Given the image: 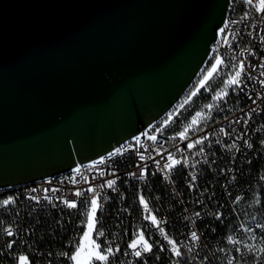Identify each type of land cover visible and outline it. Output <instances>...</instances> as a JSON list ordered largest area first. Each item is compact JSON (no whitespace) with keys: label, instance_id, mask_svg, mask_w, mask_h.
Returning a JSON list of instances; mask_svg holds the SVG:
<instances>
[{"label":"built area","instance_id":"1","mask_svg":"<svg viewBox=\"0 0 264 264\" xmlns=\"http://www.w3.org/2000/svg\"><path fill=\"white\" fill-rule=\"evenodd\" d=\"M261 3L251 10L247 0L230 1L226 37H217L210 54L221 63L206 85L207 100L187 118L174 126L173 108L155 128L107 154L31 191L0 196V264H71L94 198L93 241L107 256L101 264H264ZM241 64L238 87L229 81ZM108 181L115 183L109 187ZM188 201L196 202L194 212H187ZM139 204L147 205L146 214H139ZM154 205H161L159 227L152 223ZM219 212H226V221H219ZM251 214H261V223L248 224ZM216 221L226 228L221 237ZM141 233L150 252L138 242Z\"/></svg>","mask_w":264,"mask_h":264},{"label":"water","instance_id":"2","mask_svg":"<svg viewBox=\"0 0 264 264\" xmlns=\"http://www.w3.org/2000/svg\"><path fill=\"white\" fill-rule=\"evenodd\" d=\"M231 0H0V190L107 154L206 66Z\"/></svg>","mask_w":264,"mask_h":264},{"label":"snow or ice","instance_id":"3","mask_svg":"<svg viewBox=\"0 0 264 264\" xmlns=\"http://www.w3.org/2000/svg\"><path fill=\"white\" fill-rule=\"evenodd\" d=\"M247 2L250 4L252 2V0H247ZM261 10L264 11V0H262V3H261ZM222 34H223V31H222ZM220 63H221V61L220 60H217L215 62V64L212 65V71L208 72V76L209 77H211L213 75V73L217 71L218 66L220 65ZM243 68H244V66H243V64H241L240 65V71H238L236 73V79H233V80L229 81L230 84L236 85L238 87L240 86L239 78L243 75ZM205 79H207V77ZM201 86L204 87V84L202 83ZM209 107H211V105H209ZM198 115H199V113H198ZM193 122L195 123V121H193ZM180 136L181 137H184V133L183 132L180 133ZM152 139H155V137H152ZM192 146H193L192 144H189L188 145L189 148H191ZM114 183H115V181H108V186L111 187ZM88 191L91 192V191H94V190L93 189H88ZM75 195L76 196H81L82 193L80 191H77L75 193ZM141 202H143V197H141ZM4 203L5 204H8L9 201L6 200V201H4ZM65 203L67 204V206L69 208H76L77 207V204L75 202L65 201ZM90 203H91V210L87 214V219H88V222H87V225H86L87 226V231L83 232L80 243H82L85 240H88L89 237H90V235L92 234V232L94 230L93 220H94L95 213H96V211L98 209L97 199H95V198L92 199L90 201ZM145 209H147V205L146 204H145ZM197 215H199V213H197ZM147 218L148 217H145V219H147ZM152 223L155 224V225H157V227H159V224H158L157 219H156L155 216H152ZM160 231L163 232L164 230L162 228H160ZM8 234L10 236L11 235H14V233H12V232H9ZM98 235H103V233H98ZM191 239H193V240L198 239V236H197V233L196 232H192L191 233ZM138 242L141 243L144 246V251L145 252H150L152 250L151 245L147 244V242L144 240V236H143L142 233L140 234V237H139V241ZM138 242H134L133 244L130 245V247H132V248L135 249L137 247V243ZM169 243L170 244H173V245L176 244L175 241H169ZM9 246H11V243H10ZM94 246H95V249H97V251L93 252L91 254V256L94 257L97 260H100V261L107 260V256L98 251L100 249L101 245L100 244H95ZM135 255L137 257H141L142 253H141V251L137 250V251H135ZM175 255L176 256H180V252H175ZM79 256H80V249L77 248L76 254L73 255L71 257V259L74 260V261H77V264H80V262H79Z\"/></svg>","mask_w":264,"mask_h":264},{"label":"trees","instance_id":"4","mask_svg":"<svg viewBox=\"0 0 264 264\" xmlns=\"http://www.w3.org/2000/svg\"><path fill=\"white\" fill-rule=\"evenodd\" d=\"M212 65H214V63L212 59H209L202 73L197 79V81L194 84H192V86L187 91V93L182 97L179 103L174 107V110L178 111V116L175 118L174 126H176L175 124L180 119L187 118L190 114H192L199 107V105L203 104L207 100L208 93L206 92V85L211 80V77L208 76V72L212 71ZM206 77L207 79H205ZM202 83L204 84V87L201 86ZM172 130L173 129H171L170 131ZM262 192H263L262 202L264 204V188L262 189ZM1 196H8V195H1ZM157 208L159 209L161 213V205H157ZM194 209H196V202L188 201L187 212H191ZM221 213L222 214H221V217L219 218V221H226V212H221ZM253 216H257L261 220V214L248 215V217H253ZM262 216L264 217V212H262ZM219 221L215 222V228L217 229V232L219 233V236L221 237L225 233L226 228L225 226L221 225ZM216 238L218 239L219 237L217 236L215 237V239ZM200 264H209V260L201 259Z\"/></svg>","mask_w":264,"mask_h":264},{"label":"bare ground","instance_id":"5","mask_svg":"<svg viewBox=\"0 0 264 264\" xmlns=\"http://www.w3.org/2000/svg\"><path fill=\"white\" fill-rule=\"evenodd\" d=\"M251 10H259V0H252L250 3ZM223 31V34H222ZM226 31H227V23H224V25L218 30V38H225L226 37ZM155 128V125H153L150 128L147 129H152ZM53 177H48L42 180H37L34 182L22 184L19 186H15L12 188L8 189H3L0 190V196L1 195H10L11 193H21L22 191H31L33 190L34 187H39V184H47L48 182H51ZM196 210V209H194ZM192 210L191 212H194ZM139 214H146V209H145V204H139ZM160 211L157 208V205H154L153 208L151 209V216L159 217ZM221 212H219V218L221 217ZM256 223H261V220L257 216L253 217H248V224H256Z\"/></svg>","mask_w":264,"mask_h":264},{"label":"rangeland","instance_id":"6","mask_svg":"<svg viewBox=\"0 0 264 264\" xmlns=\"http://www.w3.org/2000/svg\"><path fill=\"white\" fill-rule=\"evenodd\" d=\"M202 71H201V73H202ZM200 74H199V76H200ZM199 76L197 77V79L199 78ZM197 79L195 80V82L197 81ZM95 217H96V213H95L94 220H93L94 230H95V226H96ZM87 222H88V219L86 221L85 228L83 229V232L87 231V226H86L87 225ZM94 230H93V232L90 235V237H89L88 240H85L82 243H79L78 248L80 249V256H79V262H80V264H101V261L100 260H97V259H95L94 257L91 256V254L93 252L97 251V249H95V246H94L97 243L93 241V233H94ZM81 238H82V235H81ZM81 238H80V241H81ZM98 251L105 255L104 250L102 249V247H100V249ZM75 254H76V251L73 253V255H75ZM21 263H24V259L21 261ZM71 264H77V261L72 260V263Z\"/></svg>","mask_w":264,"mask_h":264}]
</instances>
